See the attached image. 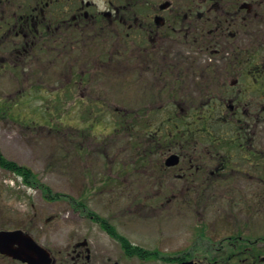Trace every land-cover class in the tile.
I'll list each match as a JSON object with an SVG mask.
<instances>
[{
	"label": "flooded vegetation",
	"instance_id": "1",
	"mask_svg": "<svg viewBox=\"0 0 264 264\" xmlns=\"http://www.w3.org/2000/svg\"><path fill=\"white\" fill-rule=\"evenodd\" d=\"M242 41L247 43L245 50L238 46L228 52L230 55L224 54L225 47ZM96 44V49L91 48ZM253 45H264V0H0V71L5 65L17 70L29 62L23 73L42 74L39 71L47 70V60H58L60 70L66 64L62 76L76 77L71 82L87 92L94 87L99 96L97 100L89 97V101L101 106H115L112 98L106 96L108 87L101 84L102 76L120 69L122 87L128 84V69L133 66L130 57L137 61L141 82H149L148 74L158 76L160 91L153 90L147 102L158 109L175 105L182 110L159 121L154 147L164 150L163 169L174 171V178L183 181L189 191L198 184L204 187L209 173L226 177L225 172L230 169L249 170L235 167L234 152L248 151L256 158L263 156L254 144L257 130L253 131L248 122L249 133H246L247 127L240 124L242 118L238 115L242 108L245 110L242 97L252 92L260 97L258 103H253L258 122L264 111L262 83L258 84L257 79L258 74H264V64L256 62L257 47ZM193 51L205 52L211 60L199 75L185 73L183 62L175 60L187 59ZM220 58L223 65L215 67L218 65L214 62ZM33 61L42 67L34 69ZM208 69L213 74L207 75ZM105 70L108 72L102 73ZM162 74L170 75L162 81ZM229 75L237 77L227 85L225 79ZM211 87L227 92V96H221L219 105L214 106L216 112L209 114L211 117L197 115V110L209 106L215 95L203 101L201 98L206 94L200 99L193 94ZM80 98L86 101L88 95L81 93ZM222 106L232 112L230 118L220 116ZM193 115L199 120L222 118L232 123L233 126L225 127V133L230 135L221 133L211 142L205 136L187 142L175 139V134L168 132L172 121L181 118L191 123L187 118L194 119ZM226 141L238 144V148L228 152ZM215 143L221 147L218 149ZM172 154L179 161L167 165L165 161ZM253 164L251 169L259 165ZM12 192L3 195L0 188V264H264V218H257L256 212L244 211V221H237L232 231L222 237L204 234L209 232L207 229L196 234V229L186 236L182 247L161 250L159 245H146L129 237L127 243L120 242L110 234L112 227L116 230L119 227L112 222L114 218L96 212L86 214L79 208H76L79 221L75 227H63L62 233L57 235L56 231L49 236L50 218L39 211H18L13 205L16 195ZM241 198L230 199L244 204ZM85 220L97 225L117 244L100 243L89 227L83 228Z\"/></svg>",
	"mask_w": 264,
	"mask_h": 264
},
{
	"label": "rangeland",
	"instance_id": "2",
	"mask_svg": "<svg viewBox=\"0 0 264 264\" xmlns=\"http://www.w3.org/2000/svg\"><path fill=\"white\" fill-rule=\"evenodd\" d=\"M238 46L242 51L248 47L242 41L225 47L224 54L230 55L228 52ZM253 46L256 48L258 45ZM96 47L97 44L91 48ZM187 56V59H175L183 62L185 73L199 75L211 62L205 52L196 54L193 51ZM255 58L256 62L264 64V50L255 51ZM58 62L47 60V70L39 71L42 74L23 73L29 62L17 67L18 70L5 65L0 71V151L7 158L31 168L40 181L50 186L52 193L59 192L64 196L46 201L41 188L27 187L21 183V177L0 167V183L5 185H0L1 194L9 195L13 191L16 195L13 205L18 211H39L45 214L44 217H49V236L56 231L57 235L62 233L63 227L76 226L79 221L75 209L77 201H83L101 216L114 218L112 222L119 225L118 230L130 239L146 245H159L161 250L182 247L186 236L196 229V234L198 230L207 229L209 232L204 234L222 237L232 231L237 221H244V211L259 213L257 218H264V134L261 135L264 122L258 125L254 117L253 103H258L260 98L255 95L257 92L242 97L245 110L242 108L238 115L242 118L241 125L250 122L259 128L254 144L263 156L256 158L248 151L234 152L236 156L232 163L235 167L249 170L230 169L225 172L226 177L217 172L209 173L204 187L198 184L189 191L183 181L174 178V171L163 169L164 150L154 148L151 151L150 136L143 131L145 128L147 133H154L160 120H167L171 113L182 110L175 105L158 109V106L147 102L153 90L160 91L156 74H148L149 82H141L137 61L130 57L129 63L133 66L128 69V84L122 87L120 69L110 72L111 76H102L101 84L108 87L106 96L112 98L115 106L98 107L89 101V97L97 100L99 96L95 88L91 87L87 92L71 82L76 77L62 76L66 64L60 70ZM214 63L218 65L215 67L221 68L223 59ZM39 64L33 61L32 67H42ZM106 72L108 70L102 73ZM209 74H213L211 69L207 70ZM169 75L162 74L161 80ZM234 77L237 75H229L225 83L230 85ZM81 93L88 95L86 101L80 98ZM223 94L227 96V92L212 87L203 93L193 94L197 98L204 96L201 98L203 101L215 95L209 106L197 110V115L207 116L209 110L216 112L214 106L219 105ZM142 111L145 117L142 116L140 127L135 126L128 131L125 125L130 127ZM218 113L229 118L232 114L226 106H222ZM196 120L192 116L187 118V121ZM246 133H249V127ZM250 148L254 149L252 145ZM254 162L259 165L251 169ZM239 196L244 204L230 199ZM83 225L84 229L89 227L99 237L100 243L117 244L97 225L90 224L88 220ZM194 239L195 236L192 243Z\"/></svg>",
	"mask_w": 264,
	"mask_h": 264
},
{
	"label": "trees",
	"instance_id": "3",
	"mask_svg": "<svg viewBox=\"0 0 264 264\" xmlns=\"http://www.w3.org/2000/svg\"><path fill=\"white\" fill-rule=\"evenodd\" d=\"M257 79L262 82V89L260 90V92L264 93V74L262 75H257ZM143 111L141 113V115L139 117H136V121L130 125V127L128 125H125L126 129L129 131L130 128H133L135 126H139L141 125L142 121V116H143ZM209 112L208 115L209 116ZM132 114V112L130 113V115ZM194 116V115H193ZM179 121L177 122L172 121L170 124V131L168 132H172L174 135L175 139H184L188 141H195L196 139L204 138L203 136H205V140H208L209 142L211 141H216L217 139V135H220L221 133H225L227 130L225 129V127L227 125H231L230 123H226V120H222V118L217 119L216 121H210V120H199L197 118L196 121H191V123H186L181 121V118H177ZM260 122H264V111H261L260 113ZM260 122H257L258 125ZM147 125L149 126L150 124L147 123ZM38 126V125H37ZM255 126V125H254ZM52 129L54 127H51ZM172 128V129H171ZM145 129V128H144ZM252 130L253 131H259V128L253 127L252 125ZM144 131V130H143ZM145 134H148V136L150 135V146L153 147L152 150L155 148V141H154V134L149 132L147 133L145 130ZM203 134V135H202ZM168 135V134H167ZM233 137V136H231ZM216 147L219 149L221 147V145L215 143ZM223 146V145H222ZM244 148V146H242ZM225 148L228 150V152H230L231 150L237 149L238 148V144L236 143H232L230 141H226L225 143ZM0 166L2 168L5 169H9L13 172H15L16 175L21 176L24 180V182L30 184L33 187H39L42 189L44 197L48 200H56V199H60L62 198L64 195L62 193L59 192H53L50 189V186L44 184L42 181H40V179L38 178V176L32 171L31 168H29L26 165H22L14 160L8 159L1 151H0ZM69 198L71 200H73L72 196H69ZM78 203L81 206H84V208L87 209V213L88 214H93L94 212L92 210H90L87 205L82 202V201H78ZM104 221V219H102ZM110 233L117 237L122 243H127V238L124 237L123 235L119 234L118 231L112 227L110 229Z\"/></svg>",
	"mask_w": 264,
	"mask_h": 264
},
{
	"label": "water",
	"instance_id": "4",
	"mask_svg": "<svg viewBox=\"0 0 264 264\" xmlns=\"http://www.w3.org/2000/svg\"><path fill=\"white\" fill-rule=\"evenodd\" d=\"M178 161H179L178 156L176 154H173L167 159V164L168 165L177 164Z\"/></svg>",
	"mask_w": 264,
	"mask_h": 264
}]
</instances>
